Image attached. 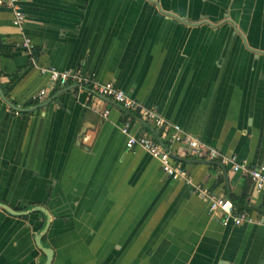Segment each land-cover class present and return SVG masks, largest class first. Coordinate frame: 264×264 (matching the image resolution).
I'll return each instance as SVG.
<instances>
[{"label":"crops","instance_id":"0c3cea01","mask_svg":"<svg viewBox=\"0 0 264 264\" xmlns=\"http://www.w3.org/2000/svg\"><path fill=\"white\" fill-rule=\"evenodd\" d=\"M18 2L21 28L0 5V45L11 47L0 50V89L33 109L16 112L0 96V203L48 210L50 264H264V194L248 176L158 138L194 184L244 196L250 220L223 226L203 194L126 147L121 131L127 122L128 133L157 138L160 129L74 83L51 87L41 71L82 68L221 152L264 165V0ZM45 220L0 208V264H42L34 236Z\"/></svg>","mask_w":264,"mask_h":264},{"label":"built area","instance_id":"2783aa9c","mask_svg":"<svg viewBox=\"0 0 264 264\" xmlns=\"http://www.w3.org/2000/svg\"><path fill=\"white\" fill-rule=\"evenodd\" d=\"M0 5H5L12 10L13 24L21 28L25 21V14L18 0H0ZM22 46L27 50L33 48L30 39L25 38ZM42 72H47L51 87L65 86L71 83L76 84L77 88L85 91L88 100H93L96 96H105L122 108L138 111L140 117L153 127L160 129V135L157 138L149 134H130L128 133V123L125 122L121 131L126 134L125 145L128 148L140 147L155 158L161 171L168 177L181 180L194 187L203 194L208 201V213L217 218L223 226L229 224L238 225L243 221H249L247 212H238L233 202L226 196L214 194L208 188L194 184L192 177L187 169L179 162L172 159L170 150L166 148L158 138L166 139L170 143H180L186 146L187 151L195 157L218 161L222 165H228L232 171L239 172L248 176L253 188L264 194V165L249 166L245 160L238 159L235 155H228L217 148L208 145L195 136L187 133L178 124L172 123L155 109L142 106L134 98L130 97L124 90L116 87L112 82L90 81L82 68H72L58 70L56 68H43ZM47 95V88H41L34 100L40 101ZM16 112H18L16 110ZM109 110L102 109V116H107Z\"/></svg>","mask_w":264,"mask_h":264},{"label":"water","instance_id":"95a60500","mask_svg":"<svg viewBox=\"0 0 264 264\" xmlns=\"http://www.w3.org/2000/svg\"><path fill=\"white\" fill-rule=\"evenodd\" d=\"M160 12L166 14V15H169L171 16L173 19H177V17L172 14V13H169V12H165L163 11L162 9H160ZM76 85V84H75ZM65 87V86H63ZM0 96L1 98L6 102L8 103V105L14 109V110H31L33 108H21L17 105H14L12 103H10L4 96V94L2 93L1 89H0ZM105 97V96H103ZM53 98H50L47 102H44L45 103H48L52 100ZM43 105V104H42ZM0 208H3L4 210H6L7 212L9 213H12V214H18V215H24V214H29L31 212H35V211H41L45 214L46 216V222H45V225L44 227L42 228V230H40V232H38L35 236H34V241H35V244L36 246L45 254L46 256V259L45 261L42 263V264H50L51 261H52V258H53V250L49 247H46L44 246L42 243H41V237L43 236V234L47 231L48 227H49V224H50V214L48 212V210L44 207V206H40V205H36V206H33L31 208H29L28 210L26 211H16L14 209H12L11 207H9L8 205L4 204V203H0Z\"/></svg>","mask_w":264,"mask_h":264},{"label":"trees","instance_id":"16d2710c","mask_svg":"<svg viewBox=\"0 0 264 264\" xmlns=\"http://www.w3.org/2000/svg\"><path fill=\"white\" fill-rule=\"evenodd\" d=\"M11 47L8 45H0V50H10ZM34 103V102H33ZM231 201L233 202L234 206L236 207L238 212H247L249 211V207L246 206L244 202V196H238V197H231Z\"/></svg>","mask_w":264,"mask_h":264},{"label":"flooded vegetation","instance_id":"af4514ba","mask_svg":"<svg viewBox=\"0 0 264 264\" xmlns=\"http://www.w3.org/2000/svg\"><path fill=\"white\" fill-rule=\"evenodd\" d=\"M29 209V208H28ZM16 211H18V210H16ZM23 211H26V210H23ZM32 213V212H31ZM33 213H42L44 216H45V214L43 213V212H41V211H35V212H33ZM45 218H46V216H45ZM45 222H46V220H45ZM45 225V224H44ZM44 227V226H43Z\"/></svg>","mask_w":264,"mask_h":264}]
</instances>
